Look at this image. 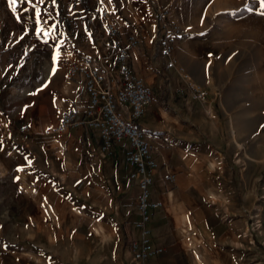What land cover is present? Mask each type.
Listing matches in <instances>:
<instances>
[{
  "label": "rangeland",
  "instance_id": "1",
  "mask_svg": "<svg viewBox=\"0 0 264 264\" xmlns=\"http://www.w3.org/2000/svg\"><path fill=\"white\" fill-rule=\"evenodd\" d=\"M94 1L0 0V121L19 119L15 130L0 132V264H135L124 249L117 194L107 211L71 192L42 172L28 144L45 137L46 127L21 131V118L37 122L28 111L36 99L32 54L41 53L39 43L58 39L57 27L69 26L66 3L90 24L84 8ZM105 1L101 13L128 27L158 25L161 18L172 26L170 56L160 53L174 66L172 86L176 78L207 92L201 102L214 106L232 142L235 190L226 189L222 200L235 205L232 217L248 223L247 240L252 235L255 244L239 263L264 264V0ZM138 194L136 184L125 193L128 207L135 208Z\"/></svg>",
  "mask_w": 264,
  "mask_h": 264
},
{
  "label": "crops",
  "instance_id": "2",
  "mask_svg": "<svg viewBox=\"0 0 264 264\" xmlns=\"http://www.w3.org/2000/svg\"><path fill=\"white\" fill-rule=\"evenodd\" d=\"M94 2L84 8L90 24L80 17L82 10L74 11L73 4L66 3L63 22L69 26L57 27L58 39L39 43L41 53L32 54L29 79L36 99L28 111L37 117V122L32 117L21 118V131L38 126L53 128L69 111H75L76 119L82 120L88 97L82 81L69 79L70 65L82 56L90 57L105 83L112 81L116 92L124 80L115 61L114 44L127 48L128 69L152 90L151 103L137 125L152 147L168 160L165 168L157 157L159 168L153 175L150 201L160 206L149 210L148 226L153 246L161 248L162 253L148 264H240L239 258L246 250L251 253L255 244L252 235L247 240L248 223L232 217L235 205L222 200L226 189L234 192L237 176L231 164L232 142L213 114L214 106L194 100L193 92L186 89L188 82L175 78L172 86L174 66L160 56V24L151 21L128 27L114 15L101 13L105 6L109 7L108 2ZM108 24L117 28L116 37L109 36ZM130 39H136L138 45L129 48ZM180 89L182 93L178 92ZM118 111L128 118V107L122 106ZM18 120L12 117L0 121V132L3 128L15 130ZM27 141L37 149V166L42 172L60 178L71 192L85 195L92 204L107 211L117 194V219L123 225L124 249L131 258L129 244L140 238L136 227L140 220V192L135 208L128 207L124 195L130 194L134 184L138 186L137 181L129 182L132 168L125 160L128 142H114L108 152H102L98 131L86 126L72 127L62 135L32 136ZM168 174L173 176L172 182L165 181Z\"/></svg>",
  "mask_w": 264,
  "mask_h": 264
},
{
  "label": "built area",
  "instance_id": "3",
  "mask_svg": "<svg viewBox=\"0 0 264 264\" xmlns=\"http://www.w3.org/2000/svg\"><path fill=\"white\" fill-rule=\"evenodd\" d=\"M161 20V19H160ZM109 36L116 37L118 30L112 25H107ZM138 45L136 39L129 40V48ZM172 39L164 37L160 40L163 56H170ZM115 61L120 67V74L124 80L122 86L113 92L111 82L105 83V78L99 72L95 62L87 56H82L77 62L70 65L68 77L71 80L79 79L88 97V107L84 112L82 120L76 119V112L65 113L57 126L44 131L46 136L62 135L72 127L86 126L97 130L102 142V152H108L111 144L120 143L123 140L128 142V149L125 153V160L132 168L129 174V182H138L140 192L138 198V212L140 220L136 227L140 230V238L132 240L129 244V252L136 264H148V261L162 253L161 248H155L152 244L151 229L149 228V210L159 208L160 204L150 201V186L153 175L158 170V159L167 168V156L159 154L145 138L144 132L138 127L137 121L142 117L144 109L151 103L152 90L144 81L133 75L127 67V48L114 44ZM186 89L191 90L194 100L205 101L207 92L195 88L188 83ZM182 93L183 90L178 91ZM126 106L129 108L128 118L120 114L118 108ZM23 128L22 132H27ZM173 176L168 174L165 181L172 182ZM257 228L261 222L256 223Z\"/></svg>",
  "mask_w": 264,
  "mask_h": 264
},
{
  "label": "trees",
  "instance_id": "4",
  "mask_svg": "<svg viewBox=\"0 0 264 264\" xmlns=\"http://www.w3.org/2000/svg\"><path fill=\"white\" fill-rule=\"evenodd\" d=\"M161 24H160V28L159 31L161 33H163L166 37H170V33H168L167 29H173L172 26H167L168 24H166V22H164V20L161 18ZM170 31V30H169Z\"/></svg>",
  "mask_w": 264,
  "mask_h": 264
},
{
  "label": "snow or ice",
  "instance_id": "5",
  "mask_svg": "<svg viewBox=\"0 0 264 264\" xmlns=\"http://www.w3.org/2000/svg\"><path fill=\"white\" fill-rule=\"evenodd\" d=\"M16 2H17V0H9L10 5L15 4ZM13 11H15V8L13 9Z\"/></svg>",
  "mask_w": 264,
  "mask_h": 264
}]
</instances>
